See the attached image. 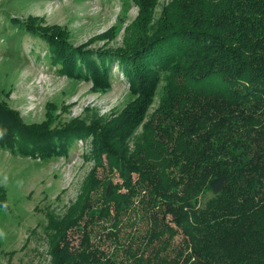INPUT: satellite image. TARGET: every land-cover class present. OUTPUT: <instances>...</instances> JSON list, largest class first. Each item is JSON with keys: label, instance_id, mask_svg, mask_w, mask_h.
<instances>
[{"label": "trees", "instance_id": "16d2710c", "mask_svg": "<svg viewBox=\"0 0 264 264\" xmlns=\"http://www.w3.org/2000/svg\"><path fill=\"white\" fill-rule=\"evenodd\" d=\"M133 2L124 49L74 46L62 26L10 18L44 42L56 73L102 91L115 64L131 96L98 127L93 149L121 183L90 172L49 264H264V0H170L153 25V0ZM45 107L49 120L54 104ZM0 113L9 122L0 145L42 160L96 130L34 127L10 108ZM137 127L126 155L123 140Z\"/></svg>", "mask_w": 264, "mask_h": 264}, {"label": "rangeland", "instance_id": "374dc122", "mask_svg": "<svg viewBox=\"0 0 264 264\" xmlns=\"http://www.w3.org/2000/svg\"><path fill=\"white\" fill-rule=\"evenodd\" d=\"M169 1L150 3L148 24ZM137 12L133 0H0V107L10 108L23 124L37 127L47 119L45 104L52 102L46 129L65 124L96 129L81 140L78 137L67 153L44 160L17 155L0 145V264H49L50 244L64 230L66 214L76 205L90 172L94 170L97 179L107 175L112 183H121L114 168L98 166L93 149L98 127L131 98L115 64L110 86L102 91L92 89L89 80H70L56 73L44 60V42L10 18L35 17L37 25L62 26L74 46L89 41L86 48L124 49L131 41L129 24ZM155 104L156 99L147 106L143 121ZM6 117L0 113V126L9 123ZM138 131L137 127L123 140L126 155L133 151ZM66 235L76 246L80 233L74 225Z\"/></svg>", "mask_w": 264, "mask_h": 264}]
</instances>
